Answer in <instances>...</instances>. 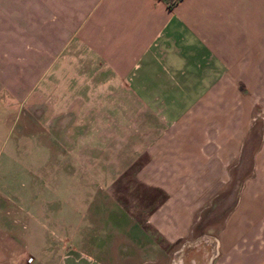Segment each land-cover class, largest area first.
<instances>
[{
  "label": "crops",
  "instance_id": "1",
  "mask_svg": "<svg viewBox=\"0 0 264 264\" xmlns=\"http://www.w3.org/2000/svg\"><path fill=\"white\" fill-rule=\"evenodd\" d=\"M76 60L93 65L92 125L109 127L106 107L127 119L109 117L116 127L147 132L133 156L147 155L136 176L163 194L148 216L156 231L187 235L198 208L240 175L210 264H264V0H0V109L64 106L69 87L49 79L78 75ZM112 129L93 141H118Z\"/></svg>",
  "mask_w": 264,
  "mask_h": 264
},
{
  "label": "rangeland",
  "instance_id": "2",
  "mask_svg": "<svg viewBox=\"0 0 264 264\" xmlns=\"http://www.w3.org/2000/svg\"><path fill=\"white\" fill-rule=\"evenodd\" d=\"M89 48L80 51L89 54ZM73 50L68 46L65 52ZM77 65L78 75L49 79L51 85L69 87L64 106L27 109L24 102L17 107L2 102L6 108L0 109V121L8 125L0 126V264H210L215 234L235 199L240 175L198 208L187 235L163 237L148 221L163 194L135 173L147 155L134 157L133 152L147 132L116 127L109 117L127 119L104 107L99 115L116 130L118 141H93V131L103 139L109 127L92 125L85 91L93 86V65L76 60ZM74 66L71 57L67 67ZM253 125L258 134V118ZM26 132L34 135L32 145L24 140ZM252 145L243 144L237 164L241 174L249 168ZM96 159L99 167L93 168Z\"/></svg>",
  "mask_w": 264,
  "mask_h": 264
},
{
  "label": "trees",
  "instance_id": "3",
  "mask_svg": "<svg viewBox=\"0 0 264 264\" xmlns=\"http://www.w3.org/2000/svg\"><path fill=\"white\" fill-rule=\"evenodd\" d=\"M166 3V6L168 8H171L178 0H164Z\"/></svg>",
  "mask_w": 264,
  "mask_h": 264
}]
</instances>
